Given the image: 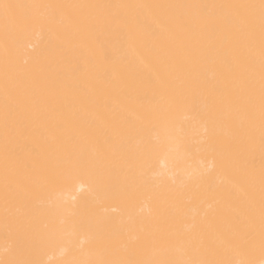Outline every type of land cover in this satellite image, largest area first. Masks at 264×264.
I'll use <instances>...</instances> for the list:
<instances>
[{
	"label": "bare ground",
	"instance_id": "bare-ground-1",
	"mask_svg": "<svg viewBox=\"0 0 264 264\" xmlns=\"http://www.w3.org/2000/svg\"><path fill=\"white\" fill-rule=\"evenodd\" d=\"M0 264H264V0H0Z\"/></svg>",
	"mask_w": 264,
	"mask_h": 264
},
{
	"label": "snow or ice",
	"instance_id": "snow-or-ice-1",
	"mask_svg": "<svg viewBox=\"0 0 264 264\" xmlns=\"http://www.w3.org/2000/svg\"><path fill=\"white\" fill-rule=\"evenodd\" d=\"M5 7H7V5H5ZM68 178H69V179H71V177H70V176H69Z\"/></svg>",
	"mask_w": 264,
	"mask_h": 264
}]
</instances>
